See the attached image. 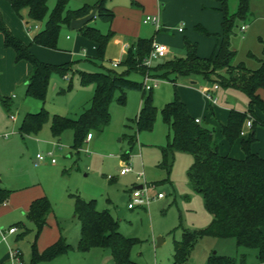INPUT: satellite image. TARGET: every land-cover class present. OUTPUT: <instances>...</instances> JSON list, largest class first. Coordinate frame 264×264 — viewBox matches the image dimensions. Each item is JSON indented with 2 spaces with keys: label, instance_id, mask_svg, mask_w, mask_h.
Masks as SVG:
<instances>
[{
  "label": "rangeland",
  "instance_id": "374dc122",
  "mask_svg": "<svg viewBox=\"0 0 264 264\" xmlns=\"http://www.w3.org/2000/svg\"><path fill=\"white\" fill-rule=\"evenodd\" d=\"M99 1L68 0L67 9L77 11L85 4L94 5ZM57 2L49 0L50 12ZM105 5L114 13L113 22L110 24L96 19L89 23L103 35L113 33L103 59L93 50V42L85 39L80 31H73L66 26L61 29L58 41L60 50L35 44L34 36L45 24L36 25L29 18L27 10L19 18L10 7L17 23L13 22L14 19L8 20L12 22L13 30L24 39L13 35L27 42L37 59L53 65L72 63L73 67L67 74L53 72L46 99L39 101L26 96V80L20 85H10L12 74L6 67L5 58L1 62L0 78L7 93L0 86V95L10 98L11 104L10 110H7L0 103V187L13 192L9 201L0 206V229L7 231L23 224L29 231L20 240L18 236L25 231L24 227L18 228L16 234L7 235L8 244H0V264H15L9 255L10 249L19 251L22 263L16 264H31L36 227L27 219L31 204L28 206V202H24V195L34 196L32 202L46 197L53 208L37 240L38 250L42 252L60 236L74 247V251L67 255L39 264H112L110 250L92 249L83 253L77 249L81 229V223L75 217L77 195L87 201L96 200L99 211L109 210L119 221L120 233L138 240L131 254L138 264H174L175 242L182 241L185 232L198 233L212 221V215L205 208L202 196L195 191L189 177L193 155L178 151L170 169L163 165L162 148L167 146L171 130L163 120L162 109L173 101L176 89L191 113L214 132V146L220 154H230L234 158L244 156L239 142L233 147L226 142L222 124H225L231 110L248 109L246 94L236 88L207 83L196 75L159 78L154 72L156 66L166 61L187 57L186 39L197 46L201 57H210L217 48L218 39L221 40L223 36L222 5L212 0H105ZM238 9L239 0H228L231 15ZM147 17H159L161 30L158 31L152 23L144 24ZM4 21L6 24V19ZM6 25L12 30L9 24ZM242 26L248 28L242 31ZM180 29L184 32L181 33ZM0 37L4 49L3 34L0 33ZM116 38L124 43L140 38L154 39L155 43L169 49L165 59L155 61L152 66L147 65L143 76L138 73L130 75L135 81L148 78L159 80L152 90L154 105L159 110L157 120L152 131L138 132L135 120L142 108L144 93L143 90H128L125 105L118 104L116 99L112 101L107 128L103 132L91 130L92 139L85 138L81 147L75 149L73 130L65 131L61 137L53 135V117L59 115L76 119L90 106L96 87L94 83L84 84L81 72L111 70L121 73L125 70L121 65L117 68L113 66V61L121 63L124 59H117L116 51L119 49L113 46ZM230 42L236 51L234 65L243 64L250 70L261 67L264 61V0H250V14L244 21L237 20ZM118 45L122 54L124 46L122 43ZM153 84L151 81L150 85ZM216 84L219 85V90L215 91L218 103L212 105L204 92L214 90ZM149 92L146 90L147 95ZM41 109L48 111L49 120L38 133L22 135L20 128L26 114H34ZM12 115L16 120L10 119ZM132 135L137 140L131 150L128 136ZM55 144L62 145V148H57ZM252 149L264 157V127H258ZM49 153L54 154L56 163L48 158ZM125 153L130 156L123 157ZM38 154L47 158L39 162ZM126 166L131 171L123 176L120 172ZM139 173H144V180L137 179ZM145 182L151 187L150 194L155 200L146 208L130 210L128 203L131 193ZM159 194H163V198L159 199ZM246 253L249 255L247 264L256 263L255 251L239 248L235 239L204 237L199 238L188 250L184 264H207L209 257L214 254L239 260Z\"/></svg>",
  "mask_w": 264,
  "mask_h": 264
},
{
  "label": "trees",
  "instance_id": "16d2710c",
  "mask_svg": "<svg viewBox=\"0 0 264 264\" xmlns=\"http://www.w3.org/2000/svg\"><path fill=\"white\" fill-rule=\"evenodd\" d=\"M222 5L223 36L217 41V48L212 55L203 58L198 54V48L191 41H185L188 51L186 58H176L166 61L154 68L155 76L168 78L200 76L207 83H217L222 87L239 89L249 99L246 111L231 110L222 134L226 142L233 147L240 143L244 157L234 158L220 154L214 146V132L197 123L188 111L187 105L181 99L177 89L173 101L162 109L165 124L171 130L168 143L162 148V161L170 169L176 152L193 155V164L189 177L194 189L199 193L205 208L212 215L210 224L198 233L185 232L182 241L175 242V263H186L188 250L199 238L211 237L219 239L233 238L239 248L255 251L256 258L264 263V157L253 151L258 127H264V61L257 70H250L243 64L234 65L236 51L231 47V36L234 33L237 20H246L250 14V0H239V9L231 15L228 11V0H212ZM14 12L22 17L24 10L36 25L45 27L34 36V43L48 49L57 50L62 27L71 26L75 19L84 18L97 10V17L104 22L112 23L114 13L101 0L94 5L85 4L77 11L67 9L68 0H58L50 12L49 0H8ZM28 24V23H27ZM81 35L93 42L97 47L98 57L103 59L106 47L113 33L103 35L99 29L89 24L79 30ZM0 33L4 36L5 46L16 53V62L27 61L31 65V73L27 81V97L45 101L50 78L53 72L67 74L73 64L53 65L40 61L32 53L31 46L15 37L0 18ZM154 39H138L131 44L123 61L120 63L125 70L81 72L84 84L94 83L95 94L90 106L76 118L53 117L51 130L55 137L71 129L74 132V148L79 149L91 130L103 132L110 123V105L114 99L120 105H125L128 90H143V105L135 120L138 132L152 131L157 120L158 108L154 105L152 90L146 94L144 81L130 78L133 73L143 76L147 67L145 60L153 49ZM176 85V79L173 80ZM176 88V87H175ZM119 95L116 97V94ZM1 104L10 110V98L0 95ZM49 120V113L42 109L38 113L28 114L20 128L22 135L38 133ZM252 121L249 134L244 137L242 131L248 121ZM136 136H128V144L132 150L136 144ZM129 153L123 154L128 158ZM12 190L0 187V206L9 201ZM53 212L52 205L46 197L38 198L31 203L26 214L27 219L36 227L35 238L31 250V264L41 261H51L62 255L69 254L74 247L63 236L48 248L40 252L37 240L47 225L48 217ZM75 217L81 223L80 239L77 249L86 253L92 249L110 250L112 264H138L131 257L138 240L127 238L119 231V221L109 210L99 211L96 200L87 201L81 196H75ZM16 227V226H15ZM19 234L18 240L28 233ZM248 253L239 260L229 256L214 254L207 264H247Z\"/></svg>",
  "mask_w": 264,
  "mask_h": 264
},
{
  "label": "built area",
  "instance_id": "2783aa9c",
  "mask_svg": "<svg viewBox=\"0 0 264 264\" xmlns=\"http://www.w3.org/2000/svg\"><path fill=\"white\" fill-rule=\"evenodd\" d=\"M144 22L154 24L155 27L157 28V30H160V28H161V22H160L159 17H147ZM241 29H242V31H245L247 29V26H242ZM182 31L183 30L180 29V32H182ZM168 53H169V49L165 45L157 44L154 42L153 49H152L150 55L145 60L144 65L146 67H147V65L152 66V64H154L155 61L165 59L167 57ZM119 64L120 63L115 62L113 64V66L115 68H117L119 66ZM151 81L154 82L153 85H150ZM158 82H159V80H157V79H149V78L146 79L144 81L145 90H148V91L153 90L157 86ZM218 90H219V85L216 84L214 86V90H208V91L204 92V96L206 97V99L209 102L212 103V105H217V103H218V99H217L216 94H215L216 93L215 91H218ZM196 122L201 123V120L196 119ZM246 127L252 128V121L251 120L247 122ZM241 134H242V136H245L246 131L245 130L242 131ZM91 139H92V135L89 134L87 137V140H91ZM55 146L57 148H62V145H60V144H55ZM48 156H49L48 158L51 159L52 163H56V159L53 157L54 156L53 153H49ZM46 158L47 157H45L41 154L37 155V159L39 160V162H43ZM130 171H131V169L126 166V167H123L120 174L124 176V175H127ZM137 179L140 181L144 180L145 179L144 173H139L137 175ZM140 186H141V188H134L133 192L131 193L130 201L128 203V208L130 210H133V209L138 208V207L146 208L147 206H149L152 203L153 200H155V197L151 196V194H150V188L151 187L146 182L144 184H141ZM158 198L159 199L163 198V194H159ZM17 232H18V229L16 227H11L7 231H5L1 228L0 229V243L8 244L7 235L8 234L13 235V234H16ZM10 256H11V260L13 263H15V264L16 263H22L20 260L19 251H13L12 249H10Z\"/></svg>",
  "mask_w": 264,
  "mask_h": 264
},
{
  "label": "crops",
  "instance_id": "0c3cea01",
  "mask_svg": "<svg viewBox=\"0 0 264 264\" xmlns=\"http://www.w3.org/2000/svg\"><path fill=\"white\" fill-rule=\"evenodd\" d=\"M8 2V0H0V18H2V20H3V22L5 23V21H4V19H6V24H9L11 27H12V30H11V28L10 27H8L6 24V26L10 29V31L12 32V34H15V35H18V37H21V38H23L24 39V37L23 36H21L20 34H18V32H16L15 30H13L14 29V26H13V24H12V22H9V20L8 19H10V20H12L13 21V19H14V17L12 16V6H10L11 4L9 3H7ZM12 9H11V8ZM14 12V11H13ZM14 14H15V16L17 15L15 12H14ZM18 16V15H17ZM19 18H22V17H20V16H18ZM4 18V19H3ZM145 21V20H144ZM13 22H15V23H17V21L14 19V21ZM144 24H150V23H145V22H143ZM154 25V24H153ZM155 26V25H154ZM156 28V27H155ZM247 28H248V26H247ZM157 29V28H156ZM160 30H161V28H160ZM160 30H158V31H160ZM183 30V29H182ZM41 31V30H40ZM180 31V30H179ZM184 32V30L181 32V33H183ZM1 38V37H0ZM69 38V37H68ZM20 39V38H19ZM22 39V41H24ZM3 41H4V39H3ZM135 42V41H134ZM134 42H132L131 40H129V41H126L125 43L120 39V38H116V40H115V44L113 45V46H117L118 47V49L119 50H117L116 51V56L118 57L117 59L118 60H120L122 57H125V55H126V52H127V50L129 49V47L131 46V44L132 43H134ZM27 43V42H26ZM123 44V46H124V49L125 50H123L122 51V54H121V47H119V45L118 44ZM4 45H5V42H4ZM112 45V44H111ZM93 50L94 51H97V47H96V45L94 44L93 45ZM123 48V47H122ZM13 49H10V48H7L6 46H5V48L3 49L2 48V46H1V39H0V65H1V62L4 60V58H5V60H6V67L8 68V70H10V73L12 74V78H11V81H10V85H14V86H16L17 84H21V82L22 81H24V80H26V86H27V81H28V78H29V75H30V73H31V65H30V63H28L29 65H21L22 63H26L27 64V61H22V62H19V63H17L16 62V53H15V51L13 50ZM57 50H60L59 48L57 49ZM33 53V52H32ZM34 54V53H33ZM35 55V54H34ZM115 62H117V63H120L119 61H113V64L115 63ZM46 63V62H45ZM15 64H17V65H15ZM48 64H50V63H48ZM118 67H120V64H119V66ZM21 70H22V72H21ZM13 75H14V78H13ZM0 86H1V88H2V90H4V93H7V91H5V87H4V85H3V82H2V80H1V78H0ZM26 91H27V87H26ZM27 96V95H26ZM183 102L187 105V108H188V111L190 112V114L194 117V118H196V119H199L200 120V118L198 117V116H194L192 113H191V111H190V109H189V106H188V104L183 100ZM1 103V102H0ZM91 103V102H90ZM9 104H11V99H10V103ZM213 107L211 106V109H212ZM42 110V109H41ZM40 110V111H41ZM36 113V112H35ZM38 113V112H37ZM230 113V112H229ZM229 113H228V115H227V119H228V116H229ZM28 114H32V112H29V113H27L26 114V116L28 115ZM13 117V118H12ZM214 117L216 118V116H215V114H214ZM10 119H12V120H16V118H15V116H11V118ZM227 119H226V122H225V124H222V127L224 126V125H226V123H227ZM202 123V122H201ZM250 132V130H251V128H248V127H246L245 126V128H244V130L246 131V135L245 136H247L248 134H249V132H247V130ZM227 155H230V154H227ZM244 157V156H243ZM237 159H242V158H237ZM48 160V159H47ZM138 186H140V185H138ZM137 186V187H138ZM32 197H34V196H31V195H28V196H26V195H24V202L25 201H27L28 202V206H30V204H31V202H32ZM131 197V196H130ZM31 201V202H30ZM130 201V200H129ZM30 203V204H29ZM136 209V208H135ZM134 210V209H133ZM10 229V228H9ZM263 233H264V229H263ZM0 244H2V243H0ZM74 250H72L71 252H73ZM9 255H10V253H9ZM256 260V263H254V264H264V263H260L258 260H257V258L255 259Z\"/></svg>",
  "mask_w": 264,
  "mask_h": 264
},
{
  "label": "water",
  "instance_id": "95a60500",
  "mask_svg": "<svg viewBox=\"0 0 264 264\" xmlns=\"http://www.w3.org/2000/svg\"><path fill=\"white\" fill-rule=\"evenodd\" d=\"M97 17V10H93L92 13L84 18L75 19L71 22L70 29L73 31H79L86 25H88L90 22L94 21V19ZM136 188H141V186H138ZM160 240V239H159Z\"/></svg>",
  "mask_w": 264,
  "mask_h": 264
}]
</instances>
